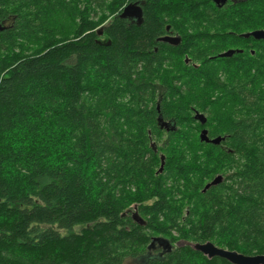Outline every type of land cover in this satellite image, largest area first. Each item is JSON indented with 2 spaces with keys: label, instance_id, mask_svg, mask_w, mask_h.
Listing matches in <instances>:
<instances>
[{
  "label": "trees",
  "instance_id": "16d2710c",
  "mask_svg": "<svg viewBox=\"0 0 264 264\" xmlns=\"http://www.w3.org/2000/svg\"><path fill=\"white\" fill-rule=\"evenodd\" d=\"M0 26V264L264 254V40L240 35L264 0H0ZM152 237L172 249L143 260Z\"/></svg>",
  "mask_w": 264,
  "mask_h": 264
},
{
  "label": "water",
  "instance_id": "95a60500",
  "mask_svg": "<svg viewBox=\"0 0 264 264\" xmlns=\"http://www.w3.org/2000/svg\"><path fill=\"white\" fill-rule=\"evenodd\" d=\"M218 6L224 5L227 0H213ZM121 18H133L136 20L137 24H141L143 19V8L141 5L137 3H129L126 5L120 14ZM5 26H0V31L4 30ZM102 34V31L99 32ZM244 38H250L253 37L256 40H264V29H256L253 31H249L246 33L241 34ZM159 41L163 42H169L173 43L175 45H178L181 41L180 37H171V36H163L158 39ZM242 52V50H236V49H229L225 52H222L219 54V57H229L232 56L235 52ZM187 60V59H186ZM194 118L198 120L202 125H204L207 122V117L205 114L196 112ZM159 123L162 127H165L167 130H169V122L162 121V118H159ZM226 138L224 136H216L211 138L209 136V131L206 128H203L200 132V140L205 143H211L214 145L221 144ZM165 166V156L161 155V165L159 168V171L162 172ZM224 181V176L222 174H219L215 176L213 180L208 182L203 191L208 190L212 186H216L221 184ZM137 206H135L136 208ZM133 219L138 222L141 225H145L146 221L143 219L137 211L133 213ZM159 242V244L166 245L169 250L172 249V244L168 239H165L163 237H153L152 243ZM195 250L203 253L208 258L213 257H221L226 260H228L232 264H264V254H256V255H245L243 253H240L236 250H229L225 248H221L217 245H215L211 241H207L204 243H189ZM147 259L146 257L143 258Z\"/></svg>",
  "mask_w": 264,
  "mask_h": 264
},
{
  "label": "flooded vegetation",
  "instance_id": "af4514ba",
  "mask_svg": "<svg viewBox=\"0 0 264 264\" xmlns=\"http://www.w3.org/2000/svg\"><path fill=\"white\" fill-rule=\"evenodd\" d=\"M227 2H228V0H227ZM126 19H129L132 24L137 23L136 20L133 19V18H126ZM167 29L169 30V28H167ZM241 34H243V33H241ZM165 36H171V37L177 36V37H180L178 35V33H175L172 30H170ZM181 41H180V43H181ZM167 43H169V42H167ZM169 44L175 45L173 43H169ZM252 52H254V51L252 50ZM186 62L189 63L190 61L186 60ZM223 176H224V179H225L226 175H223ZM152 239H153V237H152ZM151 243H152V240H151L150 244L148 245L147 254L145 256H143L142 258H144V257H146L147 259H150V258H163L168 253V251H170L169 248L166 245L159 244V242H155L154 244H151ZM131 264H136V263H131ZM139 264H142V262H140Z\"/></svg>",
  "mask_w": 264,
  "mask_h": 264
},
{
  "label": "rangeland",
  "instance_id": "374dc122",
  "mask_svg": "<svg viewBox=\"0 0 264 264\" xmlns=\"http://www.w3.org/2000/svg\"><path fill=\"white\" fill-rule=\"evenodd\" d=\"M252 50V49H251ZM227 51V50H226ZM225 52V51H224ZM188 61H190L189 60V58H186ZM191 63H193L194 65H198L197 63H195V62H193V61H190ZM205 115H206V117H208V114L207 113H205V112H203ZM199 122V121H198ZM202 130V129H201ZM201 130H200V132H201ZM200 132H199V136H200ZM129 264V263H128Z\"/></svg>",
  "mask_w": 264,
  "mask_h": 264
}]
</instances>
